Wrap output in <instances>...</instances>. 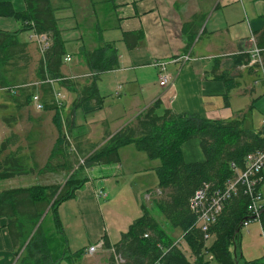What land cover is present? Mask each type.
<instances>
[{"label":"trees","instance_id":"1","mask_svg":"<svg viewBox=\"0 0 264 264\" xmlns=\"http://www.w3.org/2000/svg\"><path fill=\"white\" fill-rule=\"evenodd\" d=\"M24 1L26 7L23 11H17L9 1H0V16L13 17L21 24L16 31L0 30V83L7 86L6 92L18 109L29 104L32 92L36 89L40 91L44 109L54 111L52 121L57 131L56 147L46 161L44 170H69L72 162L67 158L68 151L64 149L59 113L51 103V85L42 83L38 88L34 85L18 87L20 89L17 96L16 90H13L15 86L27 83L25 78L17 79L12 73L13 70L18 71L26 66L31 59L27 50L28 41L20 40V34L30 29L49 33L52 38V44L43 56L37 51L35 79L65 76L61 71L66 55L65 40L58 26L55 9L50 0ZM200 21H203V17L194 14L189 21L183 23V33H190L187 36L188 46L194 39ZM141 36V31L125 32L123 40L127 47L132 48ZM255 40L256 45L262 49L264 71V24L257 31ZM77 55L89 69L88 72L95 74L89 76L87 82L79 88L73 104L78 107L84 101H91L95 106H100L102 96L97 87L96 74L116 67L117 51L112 44L106 43L93 50L81 47ZM248 58V53L242 50L233 56V64L247 65ZM20 62L23 66H19ZM1 64L8 68H3ZM215 76L224 81L227 89L236 84L228 71ZM59 84L75 89L76 82L67 78ZM158 108L157 101L137 115L134 123L125 125L114 133H106L101 145H93L88 149L91 152L87 153L84 163L76 171H81L83 176L86 168L119 161L118 149L129 144L144 152L150 159H158L160 164L155 169L158 177L155 191L160 194L152 200L153 206L163 214L170 226L182 230V238L194 260L190 261L177 243L174 244L173 239L144 205L141 207L142 214L129 224L117 242L111 243L104 232L101 236L102 247L107 250L112 248L115 254L120 255L123 262L119 264H156L158 260L161 264H235L230 246L240 237L243 226L241 223L253 219L248 209L247 196L239 190L225 202L219 218L209 229L210 239L212 238L209 246H205L204 233L197 226V213L190 209V199L203 183L223 186L234 174L232 162L241 167L246 154L264 146V129L254 131L243 128L241 113L228 120H211L198 113L175 112L169 108L158 112ZM2 121L9 125L11 121H16V117L2 116ZM192 138H198L204 158L201 161L186 162L182 145ZM18 139L17 134L11 133L0 141V180H10L33 171L34 166L28 164L29 156L17 145ZM75 145L81 151L78 142ZM86 180L87 177L84 176L81 180L72 176L64 185L33 184L0 189V218L7 220L17 264H60L67 259L71 262L74 254H80L81 249L68 251L58 207L62 202L73 198L75 191ZM151 194L152 191L149 196ZM49 212L52 215V228L44 225V216ZM258 221L264 230V203ZM159 246L167 250L163 253ZM202 254H211V261L206 263ZM237 259L240 262L238 264H259L260 261L259 258L241 261L239 256ZM108 260L109 264H116L112 252Z\"/></svg>","mask_w":264,"mask_h":264},{"label":"crops","instance_id":"2","mask_svg":"<svg viewBox=\"0 0 264 264\" xmlns=\"http://www.w3.org/2000/svg\"><path fill=\"white\" fill-rule=\"evenodd\" d=\"M0 1L11 2L17 11H23L26 7L24 0ZM52 1L50 0L65 42L80 41L89 50L106 43L115 47L118 54L116 67L99 72L96 76L99 79L101 73L112 75L116 83L115 94L120 97L119 100L125 103L128 110H136L129 116V120L123 122L122 127L134 123L137 115L157 101L158 112L169 108L175 112L198 113L211 120L232 119L235 113L228 106L229 96L237 98V111L241 113L254 97L258 77L261 73L264 75V71L248 64H233V56L251 48L250 37L255 39L257 31L263 27L264 0H63L59 5ZM194 14H200L203 21L199 22L194 39L188 46L187 36L190 33H183L182 27ZM20 27L19 20L0 16V30L11 32ZM27 31L29 35L30 30ZM136 31H141L142 36L129 48L123 40V33ZM21 35L22 33L20 37ZM66 55L73 57L71 53L66 52ZM156 61L166 62V72L169 75L166 85H159L158 68L153 65ZM71 62L72 59L61 66L64 75H78L89 71L78 57V62L73 63L71 70L65 74L63 67ZM225 71L236 81L235 86L230 89L226 88L222 79L215 76ZM88 78L89 76L83 77L80 83V78L72 80L76 82L74 87L77 93ZM249 79L252 81L249 82ZM55 87L63 94L69 92V88L59 83ZM103 98L104 96L102 102ZM221 99L225 100V104ZM75 108L76 106L73 111ZM194 139L182 145L186 162L201 161L204 158L199 140ZM118 157L119 161L115 163L86 168L84 174L87 180L75 191L73 198L59 205L58 215L68 251L81 249L80 254H74L71 262L67 259L60 264H82L84 259H87L86 264H109V250L102 247L93 253L87 251L90 245L100 242L101 236L106 232L102 222L99 224L101 198H96L95 190L99 187L107 189L109 176H118V181L124 178L137 179L135 188L138 192L141 191L144 200L149 199L150 192L157 188L155 169L160 164L158 159H150L132 144L120 147ZM0 181H6L0 189L33 185L32 182L18 183V178ZM110 187L114 189L113 186ZM261 191L264 197V183ZM109 196L108 192L107 198ZM68 202L72 203L71 214L73 218L79 219V229L83 235L66 232L64 220L70 213L63 207ZM150 202L154 207L153 202ZM84 236L86 241H80ZM231 248L241 261L263 257L264 230L260 222L251 221L246 226L243 225L240 237ZM13 252L7 220L0 218V264H17V256Z\"/></svg>","mask_w":264,"mask_h":264},{"label":"rangeland","instance_id":"3","mask_svg":"<svg viewBox=\"0 0 264 264\" xmlns=\"http://www.w3.org/2000/svg\"><path fill=\"white\" fill-rule=\"evenodd\" d=\"M63 0H53V4L59 5ZM28 41L27 50L31 59L28 64L21 67L20 70H13L12 74H15L17 79L25 78L27 83L36 81L34 75V69L36 68V61L38 60L37 50L34 44L28 40V31L22 32L20 40ZM80 41H66L64 47L67 53H71L73 57L71 63H66L63 67V71L67 74L71 70V65L78 62V50L83 47ZM164 62V61H163ZM166 63V62H165ZM3 68H8L5 64H1ZM19 66H23L20 62ZM5 70V69H4ZM261 73V72H260ZM259 73V74H260ZM84 74V73H83ZM70 76V75H69ZM78 83L82 81V74H78ZM121 76V75H119ZM98 79V78H97ZM119 79V78H117ZM84 80V79H83ZM124 81V80H123ZM249 82L252 79L248 80ZM98 89L101 96H104L103 102L100 107H95L93 102L86 101L82 105L74 109L75 104L73 100L77 98V92L72 89H67L69 92H65V109L63 111L64 117L67 118V128L64 127V149L68 151L67 158L72 162V168L64 171H50L44 170L46 161L52 156L51 152L56 147L57 131L52 121V110L37 109L34 103L29 102L27 106L20 109L15 107L12 99L9 97V93L6 92L7 86L0 83V141L11 133L18 135L17 145H20L23 153L29 156V166H34L32 173L23 176H18V183H35V184H60L64 185L67 179L75 176L76 179L81 180L86 177L79 170L80 160L85 159L88 150L93 145H101L103 143V137L106 133H114L120 129L124 121L129 120V116L135 113V109L128 110L119 96L115 94L116 83L113 81L112 75L101 73L97 80ZM6 87V88H5ZM20 88H26L22 86ZM15 86V96L19 94L20 89ZM14 93V92H11ZM71 93V94H69ZM253 99L249 101L248 106L241 111L242 127L249 130L264 129V75L257 79L255 85V92H253ZM221 102L225 104V100L221 99ZM230 104V105H229ZM239 101L233 96L228 98V106H231L234 111V118L237 117V107ZM237 111V112H236ZM2 116L16 117V121H11L9 125H6L2 120ZM73 118V120H72ZM77 130V131H75ZM191 140H195L192 138ZM198 140V138H196ZM78 142L77 148L75 145ZM61 162V160H59ZM84 163V160H83ZM85 170V169H84ZM110 182L107 190L110 194V198L99 199L100 216L99 224L105 227V231L109 235L110 242L115 243L120 239L122 232H125L129 224L138 218L142 214L141 207L144 205L150 214L157 220V222L166 230L168 235L173 239L174 243H177L179 248L184 252L185 256L190 260H194V256L191 254L186 242L182 238V230L178 227H172L163 217V214L154 207L151 206V202L154 198H157L160 194L155 190H152V194L149 199H143L141 191L135 188V182L137 179L124 178L120 181L119 177L109 176ZM6 181H0V186ZM152 187L154 184H150ZM110 186H113L114 189ZM64 210L68 211L69 217L66 218L65 228L67 234L77 233L83 235L81 229H79V219L73 218L72 203L68 202L64 205ZM102 220V221H101ZM44 225L52 228V215L47 213L44 216ZM243 225V223H242ZM80 241H86L85 236ZM212 238L205 239V246H209ZM233 245V244H232ZM230 250L233 254V248L230 246ZM21 252V250H19ZM101 251V250H100ZM109 250V254H110ZM237 259L238 254L233 258ZM122 259V258H121ZM202 259L211 261V254H202ZM86 260L82 261V264H86ZM256 260V259H253ZM259 264H264V256L259 258ZM235 261V260H234ZM123 262V259L122 261ZM109 263V262H108ZM240 263L237 259V264Z\"/></svg>","mask_w":264,"mask_h":264},{"label":"built area","instance_id":"4","mask_svg":"<svg viewBox=\"0 0 264 264\" xmlns=\"http://www.w3.org/2000/svg\"><path fill=\"white\" fill-rule=\"evenodd\" d=\"M28 40L35 45L39 55L41 56H43L44 52L52 44V38L49 33H39L36 32L35 29H30ZM249 40L252 43V47L246 50L249 56L248 65L263 71V62L261 56L262 49L256 45V40L253 36H251ZM184 58H188V56H184ZM71 59L72 58L70 55H65L63 61L70 62ZM153 65L158 68L159 85H166L169 82V75L166 72V63L163 61H156L153 63ZM94 74V72H86L82 74V76L88 77ZM78 77V75H65L64 77L58 78L46 77L45 80H36L21 84L17 87H30L31 85H34L36 88H38L42 83L50 84L52 88L51 103L55 106V110L59 113L62 129L64 130V127L67 128V118L63 115L66 97L65 94L55 87V84L67 78L74 80ZM30 102L34 103L37 109H42L44 107V101L38 89L31 93ZM83 160L81 159L80 163L83 164ZM231 167L234 168V174L224 182L223 186H212L209 183H203V185L194 192L190 199V209L197 213V226L203 231V237L206 240L211 237L209 229L211 225L219 218V215L224 208L225 202L235 195L239 190H242L249 200L248 209L250 214L253 216L252 221L259 220V212L264 203V197L261 191V187L264 183V146L258 150L246 154L241 167H237L234 162L231 163ZM95 196L96 198H107L108 191L106 188L99 187L95 190ZM249 222H251V220H246L244 221L243 225L246 226ZM102 246V240H100V242L90 245L87 251L89 253H93L97 249H101ZM159 247L163 253L167 250L162 246ZM110 251L114 254V260L116 264H119L122 261L121 256L115 254L112 248ZM156 264H161V262L158 260Z\"/></svg>","mask_w":264,"mask_h":264},{"label":"water","instance_id":"5","mask_svg":"<svg viewBox=\"0 0 264 264\" xmlns=\"http://www.w3.org/2000/svg\"><path fill=\"white\" fill-rule=\"evenodd\" d=\"M242 224V223H241ZM234 260H235V264H237V259L234 256ZM209 261H207L206 263H208Z\"/></svg>","mask_w":264,"mask_h":264},{"label":"bare ground","instance_id":"6","mask_svg":"<svg viewBox=\"0 0 264 264\" xmlns=\"http://www.w3.org/2000/svg\"><path fill=\"white\" fill-rule=\"evenodd\" d=\"M244 223V222H243Z\"/></svg>","mask_w":264,"mask_h":264}]
</instances>
